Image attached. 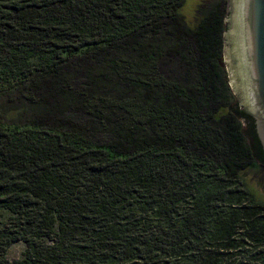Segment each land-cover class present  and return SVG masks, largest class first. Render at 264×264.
<instances>
[{
  "label": "trees",
  "instance_id": "1",
  "mask_svg": "<svg viewBox=\"0 0 264 264\" xmlns=\"http://www.w3.org/2000/svg\"><path fill=\"white\" fill-rule=\"evenodd\" d=\"M184 3L0 0V264H264L225 0Z\"/></svg>",
  "mask_w": 264,
  "mask_h": 264
},
{
  "label": "water",
  "instance_id": "2",
  "mask_svg": "<svg viewBox=\"0 0 264 264\" xmlns=\"http://www.w3.org/2000/svg\"><path fill=\"white\" fill-rule=\"evenodd\" d=\"M224 22L229 83L239 108L254 118L264 152V0H225Z\"/></svg>",
  "mask_w": 264,
  "mask_h": 264
},
{
  "label": "rangeland",
  "instance_id": "3",
  "mask_svg": "<svg viewBox=\"0 0 264 264\" xmlns=\"http://www.w3.org/2000/svg\"><path fill=\"white\" fill-rule=\"evenodd\" d=\"M204 1L206 0H185V3L183 7L181 8L180 12L190 25H192L197 6ZM224 65L227 69L228 81H229L230 71L225 63ZM232 90L236 96V93L233 87H232ZM236 103L238 104L237 97H236ZM245 177H246L247 185L253 191L256 198L264 201V168H259L257 170L248 171L245 174ZM24 250H25V243L22 241L16 242L8 248L7 258L9 260L21 258Z\"/></svg>",
  "mask_w": 264,
  "mask_h": 264
},
{
  "label": "flooded vegetation",
  "instance_id": "4",
  "mask_svg": "<svg viewBox=\"0 0 264 264\" xmlns=\"http://www.w3.org/2000/svg\"><path fill=\"white\" fill-rule=\"evenodd\" d=\"M240 104V103H239ZM241 106V105H240ZM241 109H242V106H241ZM248 115H250V114H248ZM251 116V115H250ZM253 118V117H252ZM253 121H254V126H255V120H254V118H253ZM256 131V130H255Z\"/></svg>",
  "mask_w": 264,
  "mask_h": 264
}]
</instances>
